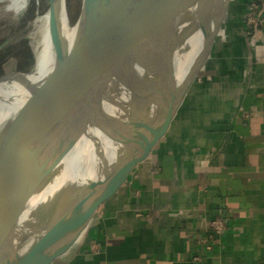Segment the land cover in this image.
Masks as SVG:
<instances>
[{"label": "crops", "instance_id": "0c3cea01", "mask_svg": "<svg viewBox=\"0 0 264 264\" xmlns=\"http://www.w3.org/2000/svg\"><path fill=\"white\" fill-rule=\"evenodd\" d=\"M254 15L263 25H249ZM142 29L121 44L123 55L143 42ZM189 43L176 56L175 84L146 117L159 130L126 148L104 134L86 182L57 194L68 192L55 223L59 243L91 183H101L103 202L91 218L92 199L82 202L75 233L53 264H264V0H230L186 84L201 35ZM216 217L228 228L209 250Z\"/></svg>", "mask_w": 264, "mask_h": 264}, {"label": "water", "instance_id": "95a60500", "mask_svg": "<svg viewBox=\"0 0 264 264\" xmlns=\"http://www.w3.org/2000/svg\"><path fill=\"white\" fill-rule=\"evenodd\" d=\"M229 2L140 0L144 39L133 51L86 57L67 85L57 87L55 80L50 89L31 91L33 100L26 112L0 126V245L14 234L15 220L27 201L58 173L63 158L81 138L98 145L95 131H101L126 148L146 139L145 130L150 136L159 130L161 124L149 125L146 117L161 107L160 97L176 82L178 52L190 50L189 39L201 35V52L185 82L189 84L208 54ZM48 3L54 16L55 1ZM82 18L81 10L78 23ZM14 39L10 35L1 41L0 53ZM72 60L69 49L56 67L55 78L65 74ZM34 68L35 62L26 70L1 75L0 84L24 78ZM123 181L124 177H117L118 184ZM90 198L89 218L103 202L99 181L91 183L83 200H76L67 232L59 243L55 223L68 192L61 198L56 196L59 210L38 255L22 260L23 254H16L12 262H5L0 247V264H53L75 233L82 202Z\"/></svg>", "mask_w": 264, "mask_h": 264}, {"label": "bare ground", "instance_id": "6f19581e", "mask_svg": "<svg viewBox=\"0 0 264 264\" xmlns=\"http://www.w3.org/2000/svg\"><path fill=\"white\" fill-rule=\"evenodd\" d=\"M9 1L12 4V0ZM54 1L57 8L54 16H52L49 3L45 11L37 13L34 70L27 72L24 78H13L0 84V126L26 112L33 100L31 93L33 89H50L55 80L57 87L67 85L77 74L78 66L86 57L97 54L106 55L109 52L122 54L120 47L125 42V37L127 35L130 37L140 28V24L143 28L140 0H83V18L74 25L70 23L67 1ZM36 3L38 4L39 0H36ZM69 49L73 51L71 66L57 79L55 78L56 67L66 58ZM95 134L101 141L105 133L95 131ZM81 143L92 146L94 151L97 149V145H94L88 138H81ZM68 155L67 153L61 164ZM52 179L47 181L27 203L35 204L43 191L49 187ZM52 203L51 216L59 207L57 199ZM26 221L25 217L18 219L14 226V234L26 226ZM40 228L38 229L39 235L47 232L44 226ZM37 237L35 236L24 245L22 260H29L36 253L39 248Z\"/></svg>", "mask_w": 264, "mask_h": 264}, {"label": "rangeland", "instance_id": "374dc122", "mask_svg": "<svg viewBox=\"0 0 264 264\" xmlns=\"http://www.w3.org/2000/svg\"><path fill=\"white\" fill-rule=\"evenodd\" d=\"M66 1L70 23L72 25L77 24L83 0ZM9 5V0H0V42L10 35L15 36L14 41L6 50L0 53V76L26 70L34 63L36 17L38 12H43L48 8V0H39L38 4L36 0H29L27 9L19 16L14 11L9 10ZM128 37V35L125 37V41H127ZM92 150V146L82 145L80 139L68 152L67 159L61 164L57 175L51 180L49 187L43 191L40 199L35 204L26 203L24 205L14 225H16L19 218L25 217L27 218L26 226L20 229L18 233L9 235L0 245L3 248L2 255L5 262H12L16 254L21 256L24 245L35 236H38L39 242L38 240L37 242L40 248L59 210L58 207L56 212L52 216L50 215L52 201L56 200L57 194L65 185L73 182L77 183V180L79 181L80 179L86 182L89 178L88 166ZM42 211H44L43 215H41ZM42 226H44V230L47 229V234L44 232L39 235L38 232ZM39 248H37L34 256L38 255Z\"/></svg>", "mask_w": 264, "mask_h": 264}, {"label": "built area", "instance_id": "2783aa9c", "mask_svg": "<svg viewBox=\"0 0 264 264\" xmlns=\"http://www.w3.org/2000/svg\"><path fill=\"white\" fill-rule=\"evenodd\" d=\"M260 15V14H259ZM258 15V17H259ZM253 20V21H252ZM249 25L256 27L263 25L262 21L256 20V16L248 18ZM228 225L225 218L216 217L210 221L207 234V249L211 250L215 245L220 244L223 233L227 230Z\"/></svg>", "mask_w": 264, "mask_h": 264}, {"label": "clouds", "instance_id": "9594fccd", "mask_svg": "<svg viewBox=\"0 0 264 264\" xmlns=\"http://www.w3.org/2000/svg\"><path fill=\"white\" fill-rule=\"evenodd\" d=\"M28 2L29 0H12V4L9 5V10L14 11L19 16L27 9Z\"/></svg>", "mask_w": 264, "mask_h": 264}]
</instances>
